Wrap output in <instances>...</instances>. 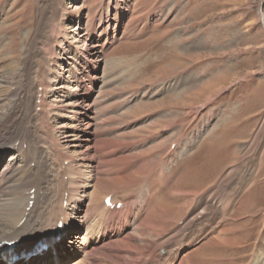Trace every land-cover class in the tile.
<instances>
[{
    "label": "rangeland",
    "instance_id": "374dc122",
    "mask_svg": "<svg viewBox=\"0 0 264 264\" xmlns=\"http://www.w3.org/2000/svg\"><path fill=\"white\" fill-rule=\"evenodd\" d=\"M81 39L100 40L102 51L97 46L92 56ZM72 72L87 74L91 87L92 117L83 120L92 176L85 185L72 136L58 132L73 123L72 112L35 107L38 98L52 105L54 80ZM56 98L57 105L73 100ZM20 133L31 153L17 157L33 169L41 161L40 177L27 185L44 188L37 183L31 191L41 195L51 185L42 177L53 164L60 188L53 185L51 204L67 189L82 199L75 210L90 203L85 223L65 229L66 237L98 238L105 218L95 214L99 208L111 227L126 223L121 236L86 246L88 257L57 249L55 260L39 264H264V0H0V143L18 144ZM12 151L0 154V170ZM23 167L0 186V218ZM96 182L110 191L96 193ZM190 183L195 195L177 192ZM165 191L170 202L181 196L190 203L177 220L170 209L166 222L144 225L153 213L149 198ZM111 193L120 211L101 204Z\"/></svg>",
    "mask_w": 264,
    "mask_h": 264
},
{
    "label": "bare ground",
    "instance_id": "6f19581e",
    "mask_svg": "<svg viewBox=\"0 0 264 264\" xmlns=\"http://www.w3.org/2000/svg\"><path fill=\"white\" fill-rule=\"evenodd\" d=\"M260 14H262V16H263V13H260ZM80 41H82L84 43L83 47L88 48V46H89V49H87V50L89 51V53L92 56H94L97 53H100L102 51V49H103V45H101L100 40H96L94 42L97 45H95V44L88 45L86 43L87 41H84L83 39H81ZM97 46L99 47V49H95V50H97L98 52L97 53H92V52H94V48H97ZM91 50H92V52H91ZM38 65H41V64H38ZM83 73H85V72L83 71ZM87 77H88L87 74L79 75L77 73H76V76H74V72H72V73H70L69 79H67V80H65V79L54 80V82L52 84L53 87H52L51 90H48V93H54L56 91H59V93L56 96L52 95V98L50 100L52 105H49L47 102H45V104H43L42 102L45 99L44 100L43 99L40 100L39 98H38L39 104H35V107L40 106V108H42V109L46 108V107L55 108V106H57L60 109H62V108L68 109L69 108L70 112H72V116H71L72 118L71 119H73V123L68 125V126H65L63 124L60 125L61 127L59 126L60 129H59L58 132H59L60 135H62L61 137H64V138L72 136L71 141H73V145L72 146L76 150L75 153H77V157L79 158V160H81L80 164L81 165L83 164V166H85V168L87 170L86 175H84L85 176V179H84L85 183L82 182L83 185L90 183L91 181H87L88 180L87 178H90V176H92V174L90 173V171H91L90 169L91 168L89 166L90 162L92 161V158L88 157L89 155H92V153L89 150L90 145H88L89 142H90V139H91V137H90L91 136V132L88 129V125H89L88 121L87 120L86 121L83 120V119H88L89 120L92 117L91 116L92 111H91V107H90L91 105L88 103V100H89V97H90V89H91V87L89 85H87V83H85V81H87V79H86ZM90 79H91V77H90ZM39 80H40V78H38V81ZM58 83H60V84H58ZM40 87L43 88V85L41 84ZM78 87L81 88V90H82L81 92H78V89H79ZM211 88H212V86L210 84L209 85H205L204 84L203 87H202V90H203V92H210ZM34 92H35V88H34ZM73 94L74 95L76 94V96H71ZM46 95H47V93L45 94V98H46ZM63 95H64V97H69V98H72L73 100L72 101L69 100V101H66V102L62 101V102H59V105H57V103H58L57 100L59 98H56V97L57 96L60 97V96H63ZM36 96H37V94H36ZM35 99L37 100V98H35ZM53 102H57V103H53ZM33 115H37V114L35 113ZM90 125H92V122H91ZM66 128H70L71 129L70 133H69V131L65 130ZM16 141H18V144H12L11 141L0 143V154H2L3 151H5L6 149H13L12 153L8 156V158L6 160V163L4 164L2 169L0 170V186L2 184H4V182H6L5 180L10 178L9 176H11L14 172H16V170H17L16 167H21V169H22V167L24 165H27L26 166L27 167L26 171H25L26 167L25 166H24L25 168L23 167L24 172H23V174H21L23 176L18 180L16 186L14 187L12 196L8 199V202H7L6 206L4 207L5 208L4 212H3V214H2V216L0 218V245L3 247L5 244L10 243L11 245L14 246L13 254H10V255L6 254V255H3V256H0V264H20L21 262L27 261L30 256L35 258L34 259L35 264L42 263L46 259H48L49 261L55 260L56 257H57V251H56L57 249H61V251H62V249H66L67 251H69V255L71 257H74V258H75V256L77 257V255H80V254H83V255L87 256V255H90L93 251L89 250V249L86 250L85 249L86 246H89L92 243H93V245L94 244H99L103 240H105V239L108 240L111 237H114V239H115L116 237L121 236V234L123 233V231L125 229L124 225H126V223L121 222L120 226L111 227L109 222L106 221L107 219H109V217H107V216H105L103 214V213H105V211H103L102 208H99V213H95V214H99V216H101L102 218L103 217H105V218H104V221H103L104 223L102 224V227L100 229L101 233L98 236V238H95V239L91 240V237H90V235L88 233H86L85 235H83V234L79 235V233H78V235L76 234L73 237L72 236L71 237H66L67 234L65 233V229H68V228L72 227V225H79V226L81 225L82 226L85 223L84 221L90 215L89 214V209L90 208H88V205L90 203L89 204L87 203V204L83 205V208L80 209V210H75V209H77V207L74 206V205L78 204L79 203L78 201L82 202V199L78 200V197L73 199L71 191H70L71 189L70 190L67 189L68 191L66 193V197H64V194H62V196L60 197L61 199L58 198V199H60V204L58 206L51 204L52 202L50 201V198H51L50 195L53 194V189H54L53 185L57 188V192H58V189L60 188L58 185L57 186L55 185L57 183H54V180H56L57 173H53V171H52L51 166L53 164L51 166L47 165L49 168L45 165L48 168L47 169L48 170V174H46V176L42 177L45 180V182H47V183L50 182L51 185H49L50 184L49 183L48 184L49 186L45 187V190L43 191V193L41 195L38 193V190H36V189L34 191H31L34 188V184L35 183L34 184L31 183V184L27 185V181H28L29 177H30L29 179H31V177H33V178L35 176L37 177V175H38V177H40V175H41L40 174L41 173L40 172L41 171L40 170V168H41L40 162L41 161L40 162L37 161L36 168H34V169L33 168H29L28 167L29 164H23L22 163L23 162L22 158L17 157V155H20L21 153H23L26 156H29L30 153H31L30 152L31 151L30 148L28 150L27 145H25V143L28 142L26 133H24V135H22V134L19 135V137L17 138ZM65 141H68V140H63V142H65ZM62 145H64V144H62ZM40 147H42V146H40ZM64 147H65V145H64ZM49 154H51V153H49ZM61 156L62 155H60L59 157H61ZM55 157H57V156H55ZM63 157H65V156H63ZM88 158H90V159L88 160ZM37 160H40V159H37ZM93 160H95V159L93 158ZM11 161H12V163H11ZM58 161L61 162L60 159ZM43 162H44V160H43ZM46 167H45V169H46ZM69 168H71V167H69ZM65 173H67V172H65ZM16 175H18V174H16ZM60 177H62V176L60 175ZM11 178H12V176H11ZM9 180H7V181H9ZM12 181H13V179H12ZM73 181H75V180H73ZM37 183H39V187H40V181L36 182L35 185H37ZM177 183H179L178 180H177L176 184ZM78 184L74 183V185H78ZM65 185H66V183H65ZM64 186H63V188H64ZM94 186L96 187L95 188L96 189V193H98V191L99 192L101 191L102 193H107L108 191H110L109 188H107V186L106 187L101 186L100 182H96L94 184ZM181 186H182V183H181ZM186 186H187L188 190H184V188H181V190H183V191L178 190L177 192H182V193L191 192V194H193V195H195L198 192L195 189V187H192V186H195L193 183H190L191 187L188 186V185H186ZM40 188L42 189L44 187H40ZM22 190L24 192H26V194L25 193L22 194ZM63 190H65V188ZM41 192H42V190H41ZM57 192H55V194ZM93 192H94V189H93ZM166 192L167 191L163 192L161 197L159 196V197L149 198V196H148L149 200H153V201L151 203L152 207L150 206L152 208V210L148 209L150 207H148L147 209L149 211L153 212V213H151V214L146 216V218L144 219L145 221L143 220L145 222L144 225H146L149 222H151V220L154 219V218L155 219L156 218L157 219H161L160 221L164 220V222H166L164 216L167 215V213H168V211L170 209L173 210L172 214H174V218L177 220V215L181 216L182 213H183L182 211H184L183 210L184 207L190 203L189 201L187 202V200L185 198L181 197V196H179V198H176V196H174L175 198L170 202V201H168V193H169V191L167 192V196H165ZM96 193L94 192V194H96ZM59 194L61 195V193H59ZM112 194L113 193L108 194L107 196H111L112 197ZM92 195H93V193H92ZM169 195H171V192L169 193ZM93 197H94V195H93ZM148 198L144 197V199H148ZM92 199L93 198H91V200L89 202H91ZM29 200H32V205L30 207H29ZM64 200L66 201V206L65 207L62 206V203H63L62 201H64ZM117 200H119V199H117ZM200 201H201V199H200ZM142 202H144V201H142ZM174 202L176 203V206H174L175 205ZM117 203H120L121 206L123 205V203L121 201H119ZM170 203H172V205H170ZM80 204H82V203H80ZM101 204H103V198L101 200ZM116 204H114V202H113L112 205H114V207H112V208L108 207V209H111V212H112V210L114 211L116 209V207H115ZM103 206L105 207L104 204H103ZM147 206H149V204ZM98 207H100V206H98ZM54 208L56 210H54ZM119 208H121V207H119ZM119 208H117V209L119 210ZM104 209H107V208L105 207ZM126 210H127V212H126V218H127L128 213L130 212V210L129 209H126ZM206 210L207 209H202V211L200 213L203 214V212L204 211L206 212ZM76 211H82V214L78 215V212H76ZM100 212H102L101 215H100ZM121 212H122V210H121ZM147 213H148V211H147ZM54 216L59 218L57 223L54 222L52 225L50 224L51 226L48 223L44 227V222L46 220L53 219ZM180 216H179V218H180ZM21 220H22V223L19 225L18 223ZM191 220H193V219H191ZM59 222L62 223V226H63L64 230L58 232L55 229L57 228V224ZM139 223H141V222H139ZM37 224H39V226ZM48 225L50 227L48 228V230L45 231V228ZM163 227L164 226H160V228H163ZM52 230H54V232H52L53 237L49 238L48 240H46L44 242V244H43V246H45L44 248H40L39 250H37V252L33 251V250L30 251L31 249L28 250V247L31 248L33 244H35L40 238L46 236V234L51 232ZM76 236L78 237L77 239H76ZM127 237L128 236H125L123 239H121L119 241H116V242H118V243H122L123 242L124 243L129 238V237L128 238ZM78 240H80V242ZM75 242H77V246L76 247L74 246ZM26 243H30V244L27 245ZM106 243L101 244V245H106ZM114 243L115 242H113V244ZM107 244H109V243H107ZM23 248H26L27 250H23ZM120 250H119V252H120ZM116 254H117V252H116Z\"/></svg>",
    "mask_w": 264,
    "mask_h": 264
},
{
    "label": "water",
    "instance_id": "95a60500",
    "mask_svg": "<svg viewBox=\"0 0 264 264\" xmlns=\"http://www.w3.org/2000/svg\"><path fill=\"white\" fill-rule=\"evenodd\" d=\"M23 250H27V249L25 248V249H23ZM28 250H30V249H28Z\"/></svg>",
    "mask_w": 264,
    "mask_h": 264
}]
</instances>
